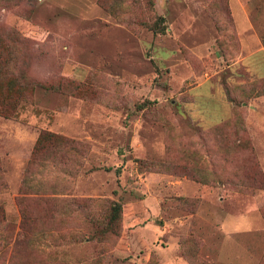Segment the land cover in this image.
I'll list each match as a JSON object with an SVG mask.
<instances>
[{"label": "rangeland", "instance_id": "obj_1", "mask_svg": "<svg viewBox=\"0 0 264 264\" xmlns=\"http://www.w3.org/2000/svg\"><path fill=\"white\" fill-rule=\"evenodd\" d=\"M7 30L61 88L0 116V264H264V0L0 1Z\"/></svg>", "mask_w": 264, "mask_h": 264}, {"label": "trees", "instance_id": "obj_2", "mask_svg": "<svg viewBox=\"0 0 264 264\" xmlns=\"http://www.w3.org/2000/svg\"><path fill=\"white\" fill-rule=\"evenodd\" d=\"M3 5L9 2L18 3L22 0H0ZM152 3V1L150 2ZM163 17L158 16L156 24L151 29L156 33H163L164 27L161 25ZM29 39L23 37L15 30H7L0 32V116L5 118L14 117L19 106L23 102L32 100L34 88L40 86L48 89H59L58 85L46 84L36 80H31L26 75V67L28 64L26 47ZM23 45V46H20ZM23 47V48H22ZM64 88V87H62ZM87 89L78 85L74 86V93L79 95ZM67 142H73L66 137L58 135L48 130H42L34 144L32 155L48 151L50 149L59 148ZM261 189H264V183L261 184ZM120 203H113L108 215L107 227H103V231L116 233L114 226L118 227V221L121 217ZM3 209L0 206V222L3 219ZM105 228V230H104ZM13 230V229H12ZM118 234V233H117ZM19 244V237L15 236L12 244V254H15V246ZM16 256V255H14Z\"/></svg>", "mask_w": 264, "mask_h": 264}, {"label": "crops", "instance_id": "obj_3", "mask_svg": "<svg viewBox=\"0 0 264 264\" xmlns=\"http://www.w3.org/2000/svg\"><path fill=\"white\" fill-rule=\"evenodd\" d=\"M262 96V95H261ZM244 223H246L245 221H244Z\"/></svg>", "mask_w": 264, "mask_h": 264}]
</instances>
